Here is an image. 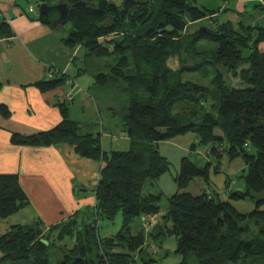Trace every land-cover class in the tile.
Returning a JSON list of instances; mask_svg holds the SVG:
<instances>
[{
	"label": "trees",
	"instance_id": "16d2710c",
	"mask_svg": "<svg viewBox=\"0 0 264 264\" xmlns=\"http://www.w3.org/2000/svg\"><path fill=\"white\" fill-rule=\"evenodd\" d=\"M33 1L37 10L39 2ZM48 1L42 0L49 5ZM58 1L72 9L68 34L60 38L64 47L84 50L86 59L105 66L106 72L93 74L96 87L118 88L126 96L125 106L112 113L119 116L129 147L104 151L99 134L81 132L70 119L65 101L58 105L61 121L53 128L32 135L13 133L11 144H66L78 156L98 162L100 168L94 206L48 228L38 220L11 226L0 236V264H137V260L151 264L156 260L148 253L149 246L157 254L169 238L176 243L174 254L182 258L177 264H188L189 256L197 264H264V52L260 50L264 24L220 23L219 9L199 8L190 0H121L119 5L111 0ZM261 1L253 8L263 11ZM35 16L41 24L56 28L52 25L56 10L47 15L37 11ZM203 21L210 27L188 33L189 26ZM11 36L8 23L0 21V39ZM201 42L213 44L214 49L199 50ZM170 58L178 60V69L169 67ZM76 59L74 55L71 63ZM202 67L215 70L212 84L217 101L211 105V110L216 107L215 114L203 111L211 90L181 80L183 73ZM67 78L63 72L35 86L48 91ZM232 78L236 84L232 85ZM197 106L199 110H193ZM0 114L8 117L9 111L0 106ZM190 114L196 115V122ZM187 133H196L197 146L209 147L208 155L218 164L223 156L230 160L240 156L246 167L240 176L244 189L230 191L228 200L206 192H186L196 178L208 182V167L199 169L182 158L175 179L177 191L166 197L167 208L162 211V194H145L144 186L169 170V162L157 150L159 143ZM247 199L254 203L249 212L241 213L232 204ZM28 204L17 176L0 175V220ZM118 214L119 230L101 238L98 223L112 222ZM149 219H155L154 224L143 231ZM136 220L142 231L133 235L131 225ZM66 239L72 247L68 248Z\"/></svg>",
	"mask_w": 264,
	"mask_h": 264
},
{
	"label": "crops",
	"instance_id": "0c3cea01",
	"mask_svg": "<svg viewBox=\"0 0 264 264\" xmlns=\"http://www.w3.org/2000/svg\"><path fill=\"white\" fill-rule=\"evenodd\" d=\"M254 1L263 3L261 0L236 1L235 10L226 13L230 18L226 21L236 26L243 21L240 17L244 4ZM33 7L36 8L35 3ZM27 8L16 0H0V21H6L13 32V36L0 39V106L9 111L8 117L0 114V175H16L29 202L26 208L0 220V236L11 226L30 225L37 220L42 227L48 228L80 209L94 206L100 168L98 162L78 156L73 147L66 144L48 147L11 144L13 133L32 135L53 128L61 121L58 105L65 101L66 96H71V100L65 103H72L80 97L79 111L82 115L89 108L97 113L98 124L93 125L97 128L95 134L89 130L87 119L71 118L72 108L68 105L70 119L79 125L81 132L99 134L104 151H108L104 148L105 139L111 140L121 134L125 136L117 115L112 113L111 119L102 123L98 104L88 95L89 90L78 87L75 78L68 77L63 84L48 91L35 86L37 82L59 77L55 67H62L65 58L71 62L81 50L64 47L60 38L54 35L55 29L41 24L35 14L27 13ZM243 23L255 24L253 20ZM57 44L55 50L54 45ZM68 62L64 64L65 68ZM126 141L129 142L128 139Z\"/></svg>",
	"mask_w": 264,
	"mask_h": 264
},
{
	"label": "rangeland",
	"instance_id": "374dc122",
	"mask_svg": "<svg viewBox=\"0 0 264 264\" xmlns=\"http://www.w3.org/2000/svg\"><path fill=\"white\" fill-rule=\"evenodd\" d=\"M22 7H30L34 5L33 0H16ZM58 0H50L48 1V6H55L58 4ZM114 4L119 5L121 0H111ZM199 8H205L207 10H217L221 8V11L218 13V22H225L226 20H230V18L226 15V13L234 11L236 8V1L238 0H190ZM252 1V0H249ZM33 4V5H29ZM52 4V5H51ZM258 4V2H250V4H244L243 10H245V14L243 17L244 22L249 20H253L254 23L264 24V12L260 10L259 7L253 8L254 5ZM27 8V9H28ZM226 10V11H225ZM234 13V12H233ZM209 22L203 21L198 26L195 25L191 28H188V33H192L193 30L200 29L201 27H210L208 26ZM70 25L67 23L63 27L55 28L54 35L57 38L66 37L69 31ZM55 46V50L58 48ZM197 48L199 50H213L214 45L208 42H201ZM260 50L264 52V47H261ZM65 51V50H64ZM66 64V58L64 59ZM196 61L201 62L200 58H196ZM97 61V60H96ZM96 61L92 59H86L84 56V50L79 54L77 59L71 63L70 61L67 64V68H65L64 64L62 67H55L56 76H60L61 73L67 72L68 77L75 78L78 87L80 86L84 91H88V95L92 96L94 101L99 106V111L102 119V123H106L111 119L112 116V109L120 111L119 109L122 106H125L127 103L126 96L122 94L118 88H111V89H100L93 85V74L97 71L101 70L104 72L106 70L105 66H102V63L96 64ZM98 63V62H97ZM167 64L171 69H177L179 67L178 60L176 58H170L167 61ZM82 70H86V72H82ZM79 72L80 75H76ZM106 72V71H105ZM215 75V70L211 67H202L200 70L195 72H185L181 76L182 81H189L203 85L205 88L210 89L211 93L207 102L203 103V111L205 112H212L215 114L216 107L211 110V105H215L217 101V95L214 92L215 88L212 84L213 77ZM232 80V85L236 84L235 79ZM231 84V82H230ZM93 85V86H92ZM239 86V85H237ZM80 97H76L72 103H69V106L72 108L71 118H85L87 119L88 128L93 133L97 134V128L93 125L98 124L97 113L95 110L89 108L87 109L85 115H82L79 111L80 106ZM193 110L198 111L199 107H192ZM191 110V109H190ZM83 116V117H82ZM192 122H196V115H189ZM119 116L117 121H119ZM97 126V125H95ZM99 131V128H98ZM83 132V131H82ZM127 137L121 135H115V137L111 140L105 139L104 140V148L109 150L117 149L120 151H126L129 147V143L126 141ZM195 144L196 150H191V145ZM198 144V135L196 133H187L185 135L176 136L172 139H169L165 142H161L158 145V152L161 156L165 157L169 162V170L163 174L159 179L150 181L144 186L143 192L145 194L156 195L161 193L162 198L159 202V206L164 211L167 208L166 197L172 195L177 191V186L175 183V179L180 170V162L182 158H187L191 163H193L197 168L203 169L208 167V182L206 183L202 178L194 179L189 185L188 188L185 190L193 195L201 194L206 192L213 196H219L221 200H228V194L230 191H241L244 189V185L240 176L245 172V164L240 156L236 157L233 160H230L227 156H223L219 160V164L217 160L212 156L208 155V148L209 147H202L197 146ZM250 152L253 153V148L250 149ZM219 165L218 170L215 169V166ZM233 206L241 213L249 212L254 208V203L247 199L245 201H232ZM155 220V219H154ZM153 220V221H154ZM121 223V217L118 214L116 218L112 222H105L100 221L98 223L99 226V236L101 238L109 237L119 230ZM150 230V229H148ZM142 231V226L139 220H136L131 225V232L133 235H137ZM145 231V228L143 229ZM68 241V242H67ZM66 244L68 248L72 247L73 243L70 239H66ZM175 240L174 238L167 239L162 249L155 254L154 247L150 245V249H148V253H150L151 257L156 261L151 264H177L181 261V256L174 254L175 251ZM53 251V248H51ZM166 251L169 252L168 256L160 258ZM144 258H148L146 255ZM51 263H55V257L51 256L50 258ZM144 262L137 260V264H143ZM188 264H197V261L194 256H189L187 258Z\"/></svg>",
	"mask_w": 264,
	"mask_h": 264
},
{
	"label": "water",
	"instance_id": "95a60500",
	"mask_svg": "<svg viewBox=\"0 0 264 264\" xmlns=\"http://www.w3.org/2000/svg\"><path fill=\"white\" fill-rule=\"evenodd\" d=\"M39 5L37 7V11L39 15H47L51 10H56L58 13V17L52 20L53 27H62L65 25L70 17L71 14V7L65 4L64 2L60 1L57 5L49 7L46 3L42 2V0H38ZM206 94L208 91L205 92ZM205 94L202 93L198 95V99H201ZM221 203H218L220 206ZM221 208V206H220Z\"/></svg>",
	"mask_w": 264,
	"mask_h": 264
},
{
	"label": "built area",
	"instance_id": "2783aa9c",
	"mask_svg": "<svg viewBox=\"0 0 264 264\" xmlns=\"http://www.w3.org/2000/svg\"><path fill=\"white\" fill-rule=\"evenodd\" d=\"M28 12L29 13H32V14H36L37 15V10L33 7V6H30L28 8ZM65 101H70L71 100V96H66L64 98ZM154 224V221L149 219V221H147L146 223H144V228L146 231H148V229H151L152 225Z\"/></svg>",
	"mask_w": 264,
	"mask_h": 264
}]
</instances>
